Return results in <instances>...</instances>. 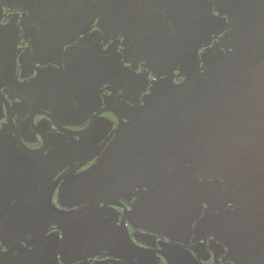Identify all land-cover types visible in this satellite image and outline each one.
I'll list each match as a JSON object with an SVG mask.
<instances>
[{
    "label": "flooded vegetation",
    "instance_id": "obj_1",
    "mask_svg": "<svg viewBox=\"0 0 264 264\" xmlns=\"http://www.w3.org/2000/svg\"><path fill=\"white\" fill-rule=\"evenodd\" d=\"M0 264H264V0H0Z\"/></svg>",
    "mask_w": 264,
    "mask_h": 264
}]
</instances>
